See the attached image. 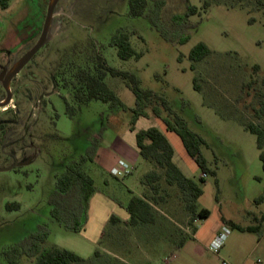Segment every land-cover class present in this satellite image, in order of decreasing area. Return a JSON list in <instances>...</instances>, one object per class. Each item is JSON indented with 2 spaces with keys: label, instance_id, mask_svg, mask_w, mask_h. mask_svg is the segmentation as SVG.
Masks as SVG:
<instances>
[{
  "label": "rangeland",
  "instance_id": "1",
  "mask_svg": "<svg viewBox=\"0 0 264 264\" xmlns=\"http://www.w3.org/2000/svg\"><path fill=\"white\" fill-rule=\"evenodd\" d=\"M162 1L165 14L156 17L157 25L176 36L188 32L191 38L187 44L166 42L148 19L131 17L129 0L59 2L60 16L54 17L51 27L53 38L16 81L14 104L21 121H26V130L19 142L16 136L10 151L19 159L24 155L26 164L0 172V264H8L3 251L40 232L47 234V246L72 251L87 260L84 264H126V260L127 264H264V203H255L264 191V171L256 136L243 125H264L255 115L263 92L264 0H207L211 6L206 10L199 0ZM49 2L12 0L8 9L0 8L3 62L4 51L12 52L11 59L19 58L35 45ZM187 3L198 7L200 13L190 19L193 28L181 29L173 17L183 15ZM119 30L136 31L142 37L143 41L131 38L136 52L144 54L141 59L118 57L110 42ZM92 42L103 47L110 67L135 74L143 89L163 95L190 130L206 141L202 154L216 171V178L204 176L180 137L168 131L161 119L141 118L136 125L137 131L154 127L165 135L174 149L175 164L202 186L204 194L197 204L200 210L210 212L208 219L192 224L178 188L163 182L157 196L144 185V176L154 167L139 154L136 133L130 130L132 113L101 102L79 107L70 91L55 88L53 75L61 60L63 66L71 59L84 66ZM201 42L213 53L194 64L189 54ZM255 66L260 67L259 83L251 88L247 85ZM196 78L200 91L195 89ZM105 83L127 107H135V97L124 81L108 76ZM64 97L77 108L73 118L67 113ZM96 140V158L86 166L95 193L86 223L82 220L80 232H75L67 226L69 222L53 217L57 177ZM7 162L0 161V169ZM121 162L132 173L115 177L112 170ZM94 195L119 206H126L133 196L150 200L156 228L150 226L152 232L141 243L135 237L138 229L128 223L116 225L113 233L114 223L105 221L102 209L91 214ZM71 199L76 202L82 196L76 194ZM8 203H18L21 209L8 212ZM230 220L252 231L226 225ZM194 226L200 230L198 242L193 239ZM224 226L230 235L215 253L211 250L214 233ZM21 264L30 263L24 257Z\"/></svg>",
  "mask_w": 264,
  "mask_h": 264
},
{
  "label": "trees",
  "instance_id": "2",
  "mask_svg": "<svg viewBox=\"0 0 264 264\" xmlns=\"http://www.w3.org/2000/svg\"><path fill=\"white\" fill-rule=\"evenodd\" d=\"M11 1L0 0V8L2 10L8 9ZM199 1L202 3L204 10L210 8L211 4L207 0ZM164 7V1L162 0H129V14L131 17L148 19L152 27L158 30L166 42L178 45L187 44L191 38L188 32L176 36L163 31L157 25L156 17H160L162 13L165 14ZM199 13L200 9L198 7L187 3L185 13L173 17L174 24H177V27L180 26L181 29L193 28L190 19ZM133 36H137L138 39L143 41L136 31L119 30L112 36L110 46L117 50V55L121 60H139L143 57L144 54L136 52L132 46L131 38ZM102 48L98 43L92 42L89 49L86 50L89 55L84 66L76 65L72 59L67 65H62L59 73L61 88L72 93L79 107L92 102H101L107 104L111 109L132 113L130 130L136 133V146L139 154L154 167L144 176V185L149 187L157 196L163 189V182L168 187L178 188L185 209L190 214L192 224L199 220L208 219L210 212L206 209L200 210L197 204L204 194L202 186L188 178L175 164L174 149L165 135L154 127L137 131L136 125L141 118L155 117L161 119L168 131L180 137L187 154L195 161L200 170L205 175L216 178V171L210 169L208 161L202 154V148L206 146V141L190 130L187 121L173 111L170 103L163 95L143 89L141 80L135 74L110 67L102 53ZM212 53L207 44L201 42L191 50L189 60L194 64H199ZM259 72L260 67L255 66L248 87L254 88L259 83L256 78ZM108 76L121 79L126 83V86L135 97L134 108L127 107L118 94L105 83ZM194 82L195 89L200 91L196 84L197 78ZM261 86L263 92L259 94L261 101L255 115L264 120V78L261 81ZM63 100L68 115L73 118L77 113V108L67 98L64 97ZM243 125L248 132L256 136L260 161L264 171V125H256L250 122H243ZM98 148L99 141L96 140L90 144L86 153L79 160L69 164L63 174L57 177V198L53 200L55 206L53 217L62 223H71V226L69 224L67 226L75 232H80L82 220L86 223L89 201L95 193L92 188L93 180L87 174L86 166L94 162ZM76 194H80L82 199L75 202L71 199V196ZM255 203L258 205L264 203V191ZM8 208L14 210L20 208V205L11 204L8 205ZM126 210L130 215L128 224L133 227L156 223L152 204L148 199L133 196L127 204ZM110 222L115 224L118 220L111 217ZM235 228L243 232L252 231L251 228ZM193 231L195 234L197 227L194 226ZM47 240L48 236L45 233L31 234L18 244L3 251V257L8 264H21L24 257L28 259L30 264H84L87 262V260L72 251L56 245L47 246ZM183 244L184 242L181 245ZM98 255L99 250L95 252V256Z\"/></svg>",
  "mask_w": 264,
  "mask_h": 264
},
{
  "label": "flooded vegetation",
  "instance_id": "3",
  "mask_svg": "<svg viewBox=\"0 0 264 264\" xmlns=\"http://www.w3.org/2000/svg\"><path fill=\"white\" fill-rule=\"evenodd\" d=\"M60 12L61 11H59L56 7L55 13H56L57 17L60 16ZM46 16H47V13L44 17L43 25L45 23ZM43 25H42V30H43ZM42 30H41V33H42ZM40 36H41V34H40ZM39 39H40V37H39ZM39 39H38V41H39ZM37 42L35 43V45L37 44ZM35 45L32 48H30L27 52H25L19 58H17L15 55L11 59L12 52L11 51H4L3 55L6 57L5 62H3L1 60L2 55L0 53V88H1V92H2V94L0 95V103L1 104L5 103V101L7 100V97H8L7 91L4 87V81H6L10 71L13 69L15 64L17 62H19L29 51H31L35 47ZM36 55L31 59V61L36 57ZM62 63L63 62L61 60L60 64L57 66V68L55 70V74L53 75L54 86L56 89L57 88L62 89L61 83H60V78H59V73H60L61 68H62ZM27 65H25L22 68V70L11 79V81H10V92L12 95V99H11L8 106L0 108V161H2V160L8 161L7 164L2 169H0V172L12 171L13 169L19 168L22 165L26 164V159L24 158V155L19 159L16 154H14L12 151H10V146H11V143L15 140L16 136L18 138L17 142H19L21 140V137L24 136V132L22 130H26V121H21V119H20L21 114H20L19 108L16 106V104H14V102H15V97L17 96L16 81L19 78L20 73L27 67ZM11 204L12 203L6 204V210L8 212L19 211L21 209V205L19 204L20 208L14 209V210H9L8 205H11ZM13 204H18V203H13Z\"/></svg>",
  "mask_w": 264,
  "mask_h": 264
},
{
  "label": "crops",
  "instance_id": "4",
  "mask_svg": "<svg viewBox=\"0 0 264 264\" xmlns=\"http://www.w3.org/2000/svg\"><path fill=\"white\" fill-rule=\"evenodd\" d=\"M174 160H175V155H174ZM138 197H142V196H138ZM126 206H119L117 203H115L111 200H108V199L102 198L100 196L94 195V197L92 199L90 211L92 214L94 209L95 210L102 209L104 216H105V221H108V220L110 221L111 217H115L118 220V222L112 225L113 226V233H114L115 228L117 226H120V225L127 226V223H129L130 215L128 214V212L126 210ZM91 218H92L91 221H93L95 218V214H94V217H91ZM230 221H231V222H229L230 224H226V223L225 224L232 226L234 229H236L235 227L243 228L240 225H238L237 223L233 222L232 220H230ZM156 223H157V220H156ZM155 224L136 226V228L138 229V233H137V235H135V237L137 238V240L140 243L143 242L144 238L152 232V228L150 226H154ZM154 227L156 228V226H154ZM222 228H218L216 230V232L214 233L215 237L220 233ZM199 232H200V230L197 228V231L193 236V239H196L195 240L196 242H198ZM124 262H125V260H124ZM126 264H127V260H126ZM128 264H129V262H128Z\"/></svg>",
  "mask_w": 264,
  "mask_h": 264
},
{
  "label": "water",
  "instance_id": "5",
  "mask_svg": "<svg viewBox=\"0 0 264 264\" xmlns=\"http://www.w3.org/2000/svg\"><path fill=\"white\" fill-rule=\"evenodd\" d=\"M60 0H50L48 10H47V16L45 19V23L43 25V30L40 36L39 41L35 45V47L29 51L19 62L15 64L13 69L10 71L6 81H4V87L7 91L8 97L5 103H0V108L6 107L9 105L12 95L10 92V81L11 79L17 75L22 68L27 65L31 59L44 47L48 44V42L53 38L51 33V27L53 23V19L56 16L55 9L58 5ZM11 170V169H10Z\"/></svg>",
  "mask_w": 264,
  "mask_h": 264
},
{
  "label": "built area",
  "instance_id": "6",
  "mask_svg": "<svg viewBox=\"0 0 264 264\" xmlns=\"http://www.w3.org/2000/svg\"><path fill=\"white\" fill-rule=\"evenodd\" d=\"M131 173L132 170H130V168H128V166L122 162L119 164V167H116L112 170V175L115 177H126ZM204 176L206 175L204 174ZM229 235L230 229L227 226L223 227L220 233L212 241L211 250L215 253H219Z\"/></svg>",
  "mask_w": 264,
  "mask_h": 264
}]
</instances>
